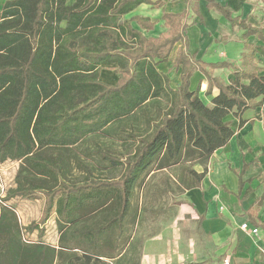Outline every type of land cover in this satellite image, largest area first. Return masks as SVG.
<instances>
[{"label": "trees", "instance_id": "obj_1", "mask_svg": "<svg viewBox=\"0 0 264 264\" xmlns=\"http://www.w3.org/2000/svg\"><path fill=\"white\" fill-rule=\"evenodd\" d=\"M68 1L7 0L0 8V164L19 161L15 186L4 200L41 191L48 197L44 219L52 206L69 219L74 202L86 207L90 198L98 197L93 207H101L117 192L124 213L137 172L149 169L146 160L162 150L178 160L188 145L198 157H208L233 135L228 115L241 127L246 122L242 114L264 103V27L231 17L228 8L219 10L243 31L240 64L226 65L231 76L223 81L205 69L223 67V62L206 64L179 49L174 64L181 67V82L172 90L156 65L167 59L176 42L187 46L183 13H164L167 32L146 38L130 21L151 29L148 18H122L152 0ZM250 35L262 44L249 43ZM102 63L116 64L114 85L98 80ZM197 70L208 81L206 94L213 87L219 91L211 107L199 98V85L189 90ZM160 96H168L171 105L126 159L122 183L90 180V135L122 118L134 119L139 108ZM112 159L120 166V157ZM22 229L15 211L0 203V264H57L56 249L25 241ZM68 264L110 263L81 255L69 258Z\"/></svg>", "mask_w": 264, "mask_h": 264}, {"label": "crops", "instance_id": "obj_2", "mask_svg": "<svg viewBox=\"0 0 264 264\" xmlns=\"http://www.w3.org/2000/svg\"><path fill=\"white\" fill-rule=\"evenodd\" d=\"M6 1L0 0V8ZM219 7L228 8L231 17L245 20L252 27H264V0H152L122 19L148 18L153 23L151 29L135 20L130 25L146 38H157L168 30L164 13L184 14L187 46L176 42L167 59L156 65L168 87L177 90L181 67L174 60L179 49L206 64L223 62V67H205L223 81L231 76L226 65L240 64L243 31ZM248 42L262 44L254 35ZM100 66L98 80L114 85L118 78L116 64ZM198 85L199 98L211 107L210 100L218 89L213 87L211 94H206L208 81L199 70L190 77L189 90ZM170 105L168 96L152 98L134 113V119L132 115L122 118L104 132L90 135L87 145L91 157L86 160L90 180L95 177L122 183L126 159L144 137L149 138L152 123ZM261 106L242 114L246 122L241 127L237 118L228 115L233 135L208 157H198L195 148L188 145L182 148L178 160L165 150L146 160L149 169L137 172L124 213L117 192H112L101 207H93V199L98 197L90 198L86 207L74 202L69 219L57 214L52 206L44 223L52 225L56 238L42 243L56 249L55 263L68 264L71 257L88 255L110 264H222L226 258L230 264H264V111L262 117L258 110L248 114ZM150 118L153 120L147 123ZM112 156L120 157V166ZM139 164L137 160L136 166ZM242 223L257 228L258 233L241 229Z\"/></svg>", "mask_w": 264, "mask_h": 264}, {"label": "rangeland", "instance_id": "obj_3", "mask_svg": "<svg viewBox=\"0 0 264 264\" xmlns=\"http://www.w3.org/2000/svg\"><path fill=\"white\" fill-rule=\"evenodd\" d=\"M263 111L264 106H261L254 111H249L248 114L258 112V115L262 117ZM254 116L252 115V117ZM18 167L19 161H7L0 164V203L15 211L18 221L23 228L22 237L25 241L44 242L47 239L53 241L56 238L55 230L52 225L44 223L46 220L44 219V212L48 197L43 192L36 191L33 197L13 196L4 200L10 188L15 186V176Z\"/></svg>", "mask_w": 264, "mask_h": 264}, {"label": "built area", "instance_id": "obj_4", "mask_svg": "<svg viewBox=\"0 0 264 264\" xmlns=\"http://www.w3.org/2000/svg\"><path fill=\"white\" fill-rule=\"evenodd\" d=\"M240 227L243 230L250 231L251 234L256 235L258 233V229L257 228H249L247 223H242ZM222 264H230V261L228 260V258H226V259L223 260Z\"/></svg>", "mask_w": 264, "mask_h": 264}]
</instances>
